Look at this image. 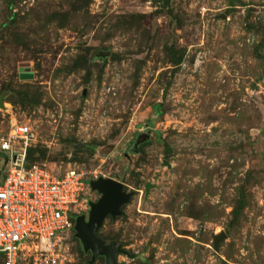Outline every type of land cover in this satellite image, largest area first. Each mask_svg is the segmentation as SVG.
Here are the masks:
<instances>
[{"label": "rangeland", "instance_id": "1", "mask_svg": "<svg viewBox=\"0 0 264 264\" xmlns=\"http://www.w3.org/2000/svg\"><path fill=\"white\" fill-rule=\"evenodd\" d=\"M0 96L36 163L133 191L118 264H264V0H0Z\"/></svg>", "mask_w": 264, "mask_h": 264}, {"label": "built area", "instance_id": "2", "mask_svg": "<svg viewBox=\"0 0 264 264\" xmlns=\"http://www.w3.org/2000/svg\"><path fill=\"white\" fill-rule=\"evenodd\" d=\"M8 125L0 137L2 264H64L62 245L74 228L77 208L87 203L89 179L73 168L59 174L44 163L25 165L33 133L11 115Z\"/></svg>", "mask_w": 264, "mask_h": 264}, {"label": "water", "instance_id": "3", "mask_svg": "<svg viewBox=\"0 0 264 264\" xmlns=\"http://www.w3.org/2000/svg\"><path fill=\"white\" fill-rule=\"evenodd\" d=\"M107 52H100L98 56H105ZM0 108H4L3 97L0 96ZM148 134H138L134 143L136 147L139 143L148 139ZM91 190L97 191L100 196L96 201H89V211L85 214L76 215L74 223V236L77 237L84 251L91 253L89 263L95 261L97 256H103L104 264H118L116 257L118 254H131L121 248L114 241L106 243L103 238L97 235L98 230L107 216L115 217L121 213V206L127 203L133 191L123 188V183L110 177H98L89 180ZM150 184L146 183L145 193L148 192ZM225 237L224 232L215 236L213 248L218 250L219 242Z\"/></svg>", "mask_w": 264, "mask_h": 264}, {"label": "trees", "instance_id": "4", "mask_svg": "<svg viewBox=\"0 0 264 264\" xmlns=\"http://www.w3.org/2000/svg\"><path fill=\"white\" fill-rule=\"evenodd\" d=\"M27 75L29 76V74H21V76H27ZM157 106H158V107H157L156 110H159V109H158V108H159V104H158ZM34 152H35V148H32V147H30V146H28V147L26 148L25 165L30 166V165L36 163L34 160H32V159L35 158L34 155H33ZM31 160H32V161H31ZM243 203H244V200L242 199V195H240L239 198H238V202H237V204L234 206V211H233V212H234L235 215H239V213H240V211H241V209H242V207H243ZM73 232H74V229L71 230V233H70V237H69V239L72 237V238H74V239L79 240L77 237H75V236L73 235ZM97 235L101 236V237L103 238V240H104L106 243H108V242L111 241V240H110V241L107 242L106 238H104V237L100 234L99 231L97 232ZM80 244H81V243H80ZM79 251H80V255H81L83 258H85L84 261H83V263H84V264H90V263H89V259H90L91 253H90L89 251H84L83 248H82V245L79 246ZM87 252H88V253H87ZM85 255H86V257H84ZM98 259H102V260H103L104 257H103V256H97L95 260H98Z\"/></svg>", "mask_w": 264, "mask_h": 264}, {"label": "flooded vegetation", "instance_id": "5", "mask_svg": "<svg viewBox=\"0 0 264 264\" xmlns=\"http://www.w3.org/2000/svg\"><path fill=\"white\" fill-rule=\"evenodd\" d=\"M73 219H74V223H75V217Z\"/></svg>", "mask_w": 264, "mask_h": 264}]
</instances>
